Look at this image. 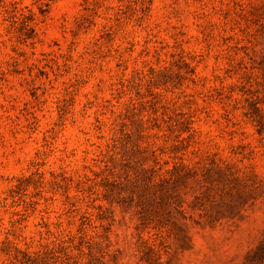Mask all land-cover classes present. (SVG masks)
I'll return each mask as SVG.
<instances>
[{
    "label": "rangeland",
    "instance_id": "1",
    "mask_svg": "<svg viewBox=\"0 0 264 264\" xmlns=\"http://www.w3.org/2000/svg\"><path fill=\"white\" fill-rule=\"evenodd\" d=\"M0 264H264V0H0Z\"/></svg>",
    "mask_w": 264,
    "mask_h": 264
}]
</instances>
